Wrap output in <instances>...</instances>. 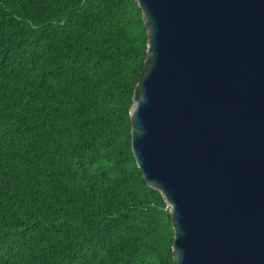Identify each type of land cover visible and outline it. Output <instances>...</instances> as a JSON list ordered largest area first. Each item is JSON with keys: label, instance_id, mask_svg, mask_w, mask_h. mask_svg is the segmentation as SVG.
<instances>
[{"label": "trees", "instance_id": "obj_1", "mask_svg": "<svg viewBox=\"0 0 264 264\" xmlns=\"http://www.w3.org/2000/svg\"><path fill=\"white\" fill-rule=\"evenodd\" d=\"M135 0H0V264H173L131 152Z\"/></svg>", "mask_w": 264, "mask_h": 264}, {"label": "water", "instance_id": "obj_2", "mask_svg": "<svg viewBox=\"0 0 264 264\" xmlns=\"http://www.w3.org/2000/svg\"><path fill=\"white\" fill-rule=\"evenodd\" d=\"M130 147L173 264H264V0H135Z\"/></svg>", "mask_w": 264, "mask_h": 264}]
</instances>
